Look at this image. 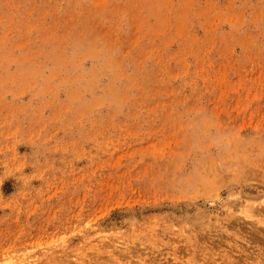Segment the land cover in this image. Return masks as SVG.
<instances>
[{"label": "rangeland", "instance_id": "374dc122", "mask_svg": "<svg viewBox=\"0 0 264 264\" xmlns=\"http://www.w3.org/2000/svg\"><path fill=\"white\" fill-rule=\"evenodd\" d=\"M0 264H264V0H0Z\"/></svg>", "mask_w": 264, "mask_h": 264}]
</instances>
